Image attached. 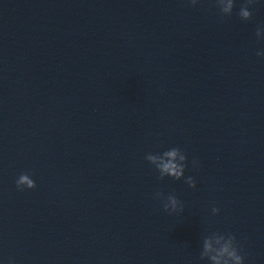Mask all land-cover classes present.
Listing matches in <instances>:
<instances>
[{"label": "clouds", "instance_id": "clouds-1", "mask_svg": "<svg viewBox=\"0 0 264 264\" xmlns=\"http://www.w3.org/2000/svg\"><path fill=\"white\" fill-rule=\"evenodd\" d=\"M258 0H244L238 12L241 20L248 21L252 19L253 12L250 10ZM192 6L198 3V0H190ZM215 7L222 17H231L236 6V0H214ZM255 35L258 39H264V25L256 29ZM258 56H264V51L257 52ZM145 160L152 165L159 173L160 179L170 177L174 180L184 179L185 183L191 187H196V181L192 176L185 178L188 156L180 147H172L163 152H149L145 154ZM194 168L199 167V161L192 160ZM16 187L23 191L35 189L36 182L28 172L21 173L16 179ZM156 198L161 200L164 212L169 215L182 213L184 211L183 202L174 194L164 196L162 192L155 194ZM220 211L217 207H212V215ZM199 259L207 260L209 264H245V257L241 254V245L238 244L236 236L231 233L211 232L204 236L202 251ZM7 264H15L12 258H8Z\"/></svg>", "mask_w": 264, "mask_h": 264}]
</instances>
